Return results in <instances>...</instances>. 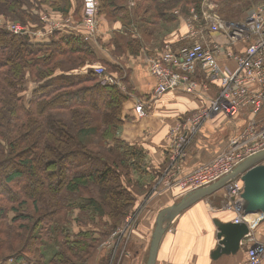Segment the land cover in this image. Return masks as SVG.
<instances>
[{"label":"trees","instance_id":"trees-1","mask_svg":"<svg viewBox=\"0 0 264 264\" xmlns=\"http://www.w3.org/2000/svg\"><path fill=\"white\" fill-rule=\"evenodd\" d=\"M84 1L0 0V264H89L155 180L141 165L143 148L119 138L128 96L92 70L98 61L128 91L118 59L98 60L83 39ZM133 1L129 8L128 0H98V18L120 24L109 47L122 62L142 47H162L178 26L173 11L200 14L203 0ZM212 1L217 12L229 2ZM43 11L71 18L75 29L36 41L5 28L39 26Z\"/></svg>","mask_w":264,"mask_h":264},{"label":"built area","instance_id":"built-area-1","mask_svg":"<svg viewBox=\"0 0 264 264\" xmlns=\"http://www.w3.org/2000/svg\"><path fill=\"white\" fill-rule=\"evenodd\" d=\"M130 5L133 7L135 2L132 0ZM215 7L216 3L212 0H203L200 15L192 9L191 17L185 20L188 30L182 46L166 44L157 57L148 60L149 73L155 81V99L174 91L205 97L203 107L182 118L168 134L171 142L170 156H167L169 165L160 183L164 191L177 187L182 196L218 182L230 175L245 159L264 151L263 121L257 131L248 132L240 140H230L227 148L211 161L190 171L184 170L186 149L203 124L218 114L234 117L244 109L258 113L264 108V3L250 9L238 22L224 21L215 11L211 12ZM98 13V0L84 1L81 26L86 42L99 34ZM42 21L45 26L41 30L28 31L15 24L7 28L13 35L40 39L64 25L56 21L48 22L47 16ZM66 25L69 27L70 23L67 21ZM93 72L103 76V82H114L101 66L95 64ZM199 75H202L203 81L197 80ZM212 83L217 85L216 94L209 98L207 93ZM134 111L138 117L144 116L141 103L135 105ZM225 190L229 199L226 210L235 214L234 223L245 222L247 216L244 217L241 212L242 183L233 179L227 183ZM123 222L126 226L133 223L130 218ZM120 234L121 230H118L113 236L119 237ZM263 259L264 246L249 240L244 264H262Z\"/></svg>","mask_w":264,"mask_h":264},{"label":"crops","instance_id":"crops-1","mask_svg":"<svg viewBox=\"0 0 264 264\" xmlns=\"http://www.w3.org/2000/svg\"><path fill=\"white\" fill-rule=\"evenodd\" d=\"M77 1L80 0H70L72 4ZM131 1L128 0L126 5L129 8ZM192 9L195 11L194 8H191L187 17L180 9L173 11L178 26L166 34L162 41L163 45L161 44L162 47L166 44H170L172 47L182 46L183 37L188 30L185 20L191 17ZM46 14L52 19H58L56 22L63 23V28L75 29L73 27L76 25L71 18L63 19L60 15L51 11H46ZM67 21L70 23L69 27L66 25ZM99 24V34L89 43L94 45L98 60L113 62L117 59V56L112 55L111 49L113 48L109 46L113 32L120 29V24L109 22V20L100 16ZM36 30L38 29L36 28ZM48 36L40 39L34 36L31 37L36 41H40ZM162 47L155 48L151 45L150 47H142L138 56L133 57L127 54L126 60L120 63L128 78V92L130 93L128 95L131 98L122 107V116L126 115L129 119L125 121L126 123L120 130L119 138L124 142L136 144L143 148L147 156L146 160L151 163H149L151 165L149 168H152L150 172L155 175V180L167 163L166 151L170 129L182 119L183 115L199 110L206 102L205 97L188 95L182 91L167 93L157 99L153 97L155 81L149 73L148 60L144 53L152 51L158 54ZM94 65H92V68ZM108 75L112 77L111 74L108 73ZM197 80L203 81L204 79L202 75H199ZM215 94L216 90L210 87L207 96L212 98ZM142 98H150V102L145 106V115L139 118L134 111V105L137 100ZM263 121L264 108L258 113H254L251 109H244L234 117L216 115L212 120L202 125L198 135L190 145L184 163V170L190 171L211 161L227 148L230 140H240L247 136L248 132L257 131ZM224 192L226 193V190L223 188L199 200L180 213L167 226L157 249L155 264H244L246 262L247 248L244 241L235 255H223L218 259L212 257L218 245L216 239L217 228L214 222L228 223L234 222L235 219L234 213L219 208L221 198L215 199L220 193ZM164 195L159 196L160 199L157 198L149 207L147 206L148 209L142 219L136 223L133 222L129 226H126L123 222L115 230L116 232L123 228L127 229L128 242L125 248L123 247L116 253L111 251L115 241H117V237L113 236L115 232H113L98 247L97 252L90 258L89 264H99L101 259L107 264H146L158 213L179 202L183 197L177 187L165 191ZM161 199L163 204L159 201ZM260 218L261 215L258 213L249 214L246 217V222L249 224L257 221L259 225L264 224V222H259ZM101 253L103 255H100ZM114 254L117 255L114 257ZM262 264H264V261Z\"/></svg>","mask_w":264,"mask_h":264},{"label":"water","instance_id":"water-1","mask_svg":"<svg viewBox=\"0 0 264 264\" xmlns=\"http://www.w3.org/2000/svg\"><path fill=\"white\" fill-rule=\"evenodd\" d=\"M233 179H239L243 186L241 193V212L244 217L249 214L261 215L260 223L264 222V151L256 153L235 167L233 172L218 182L184 195L181 200L170 207L160 211L155 220V227L151 237L148 260L146 264H155L157 249L167 226L171 224L180 213L206 198L213 193L226 187ZM217 233L218 245L212 254L213 259L223 255H235L244 239L249 235V226L241 223L214 222Z\"/></svg>","mask_w":264,"mask_h":264},{"label":"rangeland","instance_id":"rangeland-1","mask_svg":"<svg viewBox=\"0 0 264 264\" xmlns=\"http://www.w3.org/2000/svg\"><path fill=\"white\" fill-rule=\"evenodd\" d=\"M263 3H264V0H229V2L225 1V3H223V4L221 3L222 4L221 6L219 4L218 12H217V7L212 9L211 12L213 13L215 11L218 16H219L218 13H221V15L223 16L224 12H227L229 14V18L231 19V21H241V20H243L241 18L244 17L245 13L248 10H250L252 8H255V7H257V6H259V5L263 4ZM229 5H231V9H230ZM36 14H37V16H39V23H40L39 26L31 25L30 27H28V26H25V25H23V24H21L19 22H14V23L6 24L5 28L8 30L7 27L9 25L15 24V25H17L19 27L25 28L28 31L29 30L30 31L31 30L35 31L36 28L38 30H41V28L45 26L44 22L42 21V18L44 16H47L48 22H53V21H57L58 20V19H55V18L52 19V17L48 16L45 11L39 13V15H38V13H36ZM36 21L38 22V19H36ZM58 22H60V21H58ZM2 25H3V22H2V19H0V26H2ZM39 27H41V28H39ZM11 34H13V33H11ZM135 38L136 37H134V38L132 37V39H135ZM139 41L141 42V38H140ZM145 54H146L147 60H149L151 57H153V56H151L153 54L152 51L145 52L144 56H145ZM117 59H118V61L120 63L122 62L121 58L117 57ZM93 64H97V65L101 66L100 63H98V61H94ZM111 64L112 65L113 64L116 65L117 61H113ZM111 75H112L111 79L114 82L113 83H108L109 86L110 85H112V86L115 85L116 87L119 88V90H121L122 92L126 93L128 98H127V100L125 102H127L131 98L128 95L130 93L128 91H126V88L123 85V83H121L119 80H117V77H116L115 73L111 74ZM32 86L33 85H31V87ZM153 91H154V89H153ZM144 99L145 98L137 100L138 102L136 101L135 105L137 103H141L142 109H143L144 115H145V112H146L145 111V106L149 104L150 98H147L145 100ZM135 105H134V107H135ZM122 107H123V105H122ZM192 113H194V112H192ZM192 113L183 115L182 118H186V117L190 116ZM122 115H123V113H122ZM122 117L123 118L124 117L127 118L126 121H128V119H129L126 115H124ZM124 123H126V122L124 121ZM124 123H123V125H124ZM123 125H122V127H123ZM122 127H121V129H122ZM192 142H191V144H192ZM190 145H189V147H190ZM189 147L186 149L187 154H188ZM173 149H174V147H173ZM170 150H171V142L168 140V147H167V151H166V157L170 156L169 155ZM149 163H150V161L146 160L144 163H142V164L139 163V164L143 165L145 167V169L148 168L149 170L151 169L150 171H152V168H149V167H151V165H150L151 163L150 164ZM168 165L169 164H168V161H167V163L165 164V169H164V171H161L160 176L157 177L156 180H153V179L151 180L152 184L150 185L149 192L146 193L144 196H141V197L137 198L133 209L127 213V215L125 216L124 220L127 219V218H130L131 222H135L136 223L137 221H139L140 219H142L144 217V214H145L146 210L148 209L149 205H151L153 201H155L157 198H159V196H161L162 194L164 195L165 191H164L163 184L160 183V180H161L160 178L163 177V175L165 174V172H166V170L168 168ZM217 198H221L219 208L221 210H226L227 209V205L229 203V199H228L227 194L225 192L222 193V194L220 193L215 199H217ZM159 201H160L161 204H163V202H162L163 200L162 199L159 200ZM156 206H159V205H156ZM81 216H82V214H81ZM79 217H80V215H79ZM82 220L84 221V219H82ZM79 221H81V220H79ZM245 223L249 226V231H250V233H249L250 236H248L247 238L244 239L246 248H247V242L249 240H252L253 242L258 243L259 245L264 246V224L259 225L257 221L250 222L249 224L245 221ZM75 231H78V229L77 230L75 229ZM127 235H128L127 229L123 228L121 230V234L119 235V237H117V239H116L117 241H115V245H114V247L112 248L111 251L116 253V252H119L120 249H122L123 247L125 248L126 243L128 242ZM100 255H103V254L101 253ZM115 255H117V254H114V257H115ZM115 261H116V259H115ZM263 261H264V259H263ZM101 262H102V259H101Z\"/></svg>","mask_w":264,"mask_h":264}]
</instances>
